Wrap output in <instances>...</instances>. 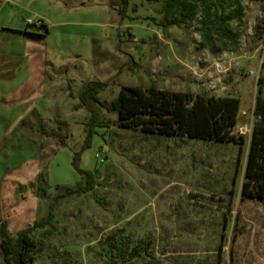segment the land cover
I'll list each match as a JSON object with an SVG mask.
<instances>
[{
  "label": "rangeland",
  "instance_id": "1",
  "mask_svg": "<svg viewBox=\"0 0 264 264\" xmlns=\"http://www.w3.org/2000/svg\"><path fill=\"white\" fill-rule=\"evenodd\" d=\"M167 1L130 0L123 16L121 0H0V221L16 239L53 213L33 234V264H264V198L243 195L264 123V0L201 1L186 22L165 13ZM40 18L54 68L34 104L18 106L29 62L12 54L24 51L15 30ZM98 81L103 106L88 102L107 127L79 164L95 183L59 197L86 186L73 165L92 116L80 96ZM124 86L240 98L232 133L245 139L120 128L110 104Z\"/></svg>",
  "mask_w": 264,
  "mask_h": 264
},
{
  "label": "trees",
  "instance_id": "2",
  "mask_svg": "<svg viewBox=\"0 0 264 264\" xmlns=\"http://www.w3.org/2000/svg\"><path fill=\"white\" fill-rule=\"evenodd\" d=\"M130 0H121L125 16ZM205 0H168L164 6L165 13L169 16L174 13L182 17L183 21L189 20L198 3ZM224 23L230 18L223 17ZM40 30L46 32L47 26L42 21L41 27L27 28L26 34H38ZM104 82H90L81 92L84 105L92 116L88 122V138L82 148L74 153L73 165L77 171L86 176V186L70 189L59 197H66L77 193H88L95 183V175L91 171L80 168L83 152L91 145V138L99 127H107L103 122L99 107L88 102L93 100L103 106L99 93L106 88ZM264 100L261 94L258 97L257 112L259 113ZM241 99L237 97H218L201 93L194 95L190 92L158 90L155 87L124 86L118 96L112 100L110 110L118 115L120 128L128 130H143L146 133L159 135H183L190 139H205L219 142L244 141V136L236 137L232 131L237 124ZM65 141H63L64 143ZM247 180L244 183L243 195L248 198H264V123L257 124L252 135V145L246 169ZM53 213L46 221L35 222L21 230L16 239L9 235L8 224L0 221L1 247L6 264H33L38 253V243L33 234L46 225L51 224Z\"/></svg>",
  "mask_w": 264,
  "mask_h": 264
},
{
  "label": "crops",
  "instance_id": "3",
  "mask_svg": "<svg viewBox=\"0 0 264 264\" xmlns=\"http://www.w3.org/2000/svg\"><path fill=\"white\" fill-rule=\"evenodd\" d=\"M10 1V0H9ZM44 24L47 26L46 32L44 30H40L38 34L42 36H37L34 34H26V29H8V31H17L21 36L24 44V51H14L12 54L16 56H21V53L28 59V76L26 77L25 81L19 86L18 92L14 93L13 98H18L17 105L18 106H26L29 104H34L33 101L36 98L35 90L39 89L42 90L45 87L47 76L46 73L48 69L54 68V65L51 67L47 65L48 61L47 55H42L41 52L45 50L40 45L42 42L45 41L46 34L50 32V24L46 22L44 19L40 18ZM18 36V35H17ZM41 96H45V93L42 92Z\"/></svg>",
  "mask_w": 264,
  "mask_h": 264
},
{
  "label": "built area",
  "instance_id": "4",
  "mask_svg": "<svg viewBox=\"0 0 264 264\" xmlns=\"http://www.w3.org/2000/svg\"><path fill=\"white\" fill-rule=\"evenodd\" d=\"M26 24H27V27L30 29H33L35 27L39 28L42 26V21H40V20L35 21L33 19H28V20H26Z\"/></svg>",
  "mask_w": 264,
  "mask_h": 264
}]
</instances>
